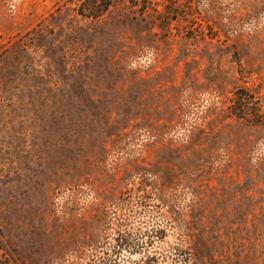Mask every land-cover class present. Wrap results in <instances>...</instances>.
Wrapping results in <instances>:
<instances>
[{"label":"rangeland","instance_id":"374dc122","mask_svg":"<svg viewBox=\"0 0 264 264\" xmlns=\"http://www.w3.org/2000/svg\"><path fill=\"white\" fill-rule=\"evenodd\" d=\"M0 264H264V0H0Z\"/></svg>","mask_w":264,"mask_h":264},{"label":"trees","instance_id":"16d2710c","mask_svg":"<svg viewBox=\"0 0 264 264\" xmlns=\"http://www.w3.org/2000/svg\"><path fill=\"white\" fill-rule=\"evenodd\" d=\"M108 1L105 2V6H107ZM102 11V9H100V7H95L94 9H89V12H93V14L97 15L98 12Z\"/></svg>","mask_w":264,"mask_h":264}]
</instances>
